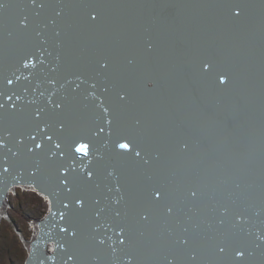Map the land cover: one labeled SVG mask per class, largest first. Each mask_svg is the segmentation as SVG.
Masks as SVG:
<instances>
[{"label":"water","instance_id":"water-1","mask_svg":"<svg viewBox=\"0 0 264 264\" xmlns=\"http://www.w3.org/2000/svg\"><path fill=\"white\" fill-rule=\"evenodd\" d=\"M70 1L57 0V2L63 3L64 6L62 13H59L61 17L65 16L69 10ZM105 1L108 3L107 0ZM128 1L132 2V0H114L112 7L116 9L115 12H120V14L118 13L120 21L123 20V16L127 12H131ZM139 1L141 6L139 7L138 4V9L142 12L128 19L124 18V30L125 32L126 30H137L140 40L150 39L151 45H149L153 47V50L157 47L158 43L163 44L161 45L162 48H159L156 52L147 49L142 53L133 54V44L131 42H120L116 39L117 36L114 31H107L106 36L112 40V43H116L114 50L120 53L114 55L117 57L115 59L113 57L114 65H109L111 69L110 76L105 82L106 87L111 88L114 84L120 82L119 79L125 75L119 65L120 70L115 66L117 59L125 61L127 64L133 62L134 55L146 59L144 61L145 66L139 70L136 65L137 62H134L135 65L131 68L128 66V69L139 71L140 77L139 73L138 75L133 74L134 79H132L131 83L129 82L130 85L128 84L126 89L130 91L134 90L144 95L140 96L134 104L128 105V108L133 109L136 112L135 115H137L139 109V113H142L143 116L145 114L142 111L145 109L143 106L140 107V104L146 103L147 106L152 107L146 101L148 99L145 95L160 98L172 103L173 110L179 113L178 116H174V119L178 117L175 119V122H185L183 125H175L176 127L172 130V134L183 139L182 130H185L189 140L198 138L201 140L200 146L203 150L209 151L213 149L215 152H219L220 158H223V153L226 155L227 152L231 153L232 151V155H235L237 158L234 159L236 162L233 163V167L228 170L229 174H226L228 175V180H231L238 187V182L242 180L240 179V172H246L245 176L250 182L244 181L243 187L246 186L244 189L243 187H238L237 191L230 188L226 190L232 195L231 199L227 202L231 207L230 211L228 210V216L229 218L234 217V215L243 216L245 221L255 222L258 225L255 231L257 237H254L257 243L252 240L253 238H250V241H237L235 239V234L239 230L236 229L237 225L223 220L222 207L218 206L217 203L225 201V198H219L217 191L214 190V186L208 184L205 186L209 191L207 194L208 202H212V206H208L211 208V211H208L207 207L203 209L199 208L202 194H200L197 187H200L201 178L208 171L207 164L209 163L205 159H200L199 156H193L190 153L191 149L186 153L190 157L189 167L184 172L175 167L171 170L178 172L179 175L183 174L182 176L180 175L184 179L182 183H179L170 174L167 177L164 176V180H161V178L157 180L156 177L152 178L150 173H147V176L139 178L138 175L141 173L145 174L144 171H153L152 166L148 167L144 163L142 166L136 167L139 169H135L134 173L127 176L126 181L120 176V172L115 173L108 182L109 188H111V185L113 187L124 186L122 205L125 206L129 216H136L134 221L139 223H136L139 226L136 230L137 238H139L138 242L146 250L157 245L159 248H166L169 251L167 258L177 263H181V254H188L191 255L194 261L200 264H244L245 262H247L246 264H264V218L260 213L262 205L258 201L264 200V168L257 167L259 162L254 156L255 153L264 152V142L260 137L264 134V0ZM18 2L24 11V3L22 0H18ZM136 16H140L142 24L145 21L147 23L144 25L133 24L131 21L134 22ZM26 17L28 22L32 20L31 15ZM127 20L130 22H127ZM78 23L79 21L74 20L72 26L76 27ZM5 24L7 27L6 21ZM0 26H2L1 23ZM182 26L187 27L186 29H190L191 31L189 33L188 31L185 32V29L181 31L183 29ZM174 27L175 29H173ZM7 29L9 28L7 27ZM160 29L170 34V39H167L168 41L165 39L161 40L159 36H156ZM1 30L0 28V40H4L3 44L5 47L10 45L8 48H11L12 52H4L5 49L1 50L0 63L6 60L5 54L8 53L9 60H14L15 67V76H8L7 71L10 68L14 70V67H10L9 64L0 65V74L5 72L8 78L13 81L11 83L13 87L7 92L8 103L10 106L18 104L23 107L27 104L29 108H27L28 113H15L17 111L16 107L13 112V107L10 109L9 105L4 104L3 107L7 106L9 109L0 108V119H5L4 116L9 114L14 119V122H16V118L19 116L22 118L21 122H31L32 124L30 125H34L37 128L39 126L38 122H45V142L48 143V148L45 151V182L50 181L52 186L57 185V187L59 184L72 185L78 179V175H81L85 169L80 170L71 165L60 166L58 162L56 163L55 161L59 156L55 145L57 143L61 144L60 148L68 152L67 147L69 146L63 141L65 125L69 122L70 115L77 114L76 111L72 112L70 109L78 107V101L81 103L80 106L84 108L83 101L75 95L82 94V92L75 84L74 86L67 87L62 82L63 79L61 81V76H57L55 79L58 83V86L55 88L59 92L58 96L52 97L49 93L41 91V85L45 84V78L51 84L50 78H52L54 68L49 67L46 61L43 64L41 56L35 52L36 45H33L31 49L29 47L25 49L20 44L24 40L15 38L14 32H12L11 37L4 38ZM70 31V28L69 30H65V32ZM22 32H24V28L18 23L17 36L19 37ZM98 39L99 34L92 38L93 43H96ZM14 41H16L15 44L17 46L13 43ZM122 50H125L127 59L125 56L121 57L123 55ZM160 56L173 58V62L175 63L168 68L162 62L164 65L159 66L161 68L159 70L157 67L155 68V65L158 64ZM195 56L201 63L190 64L191 71H186L183 66H186L189 62L192 63V57ZM215 60L220 64L219 66L216 65L217 63H213ZM25 62L29 63L28 67H24ZM162 70H166L169 75H163ZM144 71L146 72L143 73ZM232 74L240 79L239 83L234 81ZM220 76H224L225 83H219ZM70 79L72 80L71 77ZM12 88L13 90H17L22 98L19 95L17 96L18 93L12 94ZM21 92H24L25 97L21 95ZM1 96L4 97L5 94L2 93ZM9 97L11 98L9 99ZM56 98H61L60 103H65L69 109L65 110L62 108L63 106L60 107L59 117L54 115L55 109L53 105L57 104ZM105 100L106 102H103V106H107V102L111 101V99ZM70 102L73 103L72 107L68 105ZM46 104L51 107L50 117L47 115L48 112L47 114L45 113ZM89 108L92 109V107ZM37 112H39V116L36 115ZM129 114L132 116L131 119L136 118L133 113ZM99 115L102 118L93 113L90 114L94 122L103 125L102 127L106 131V128L110 127L107 122L110 117L109 111L108 113H104L103 110L102 113L99 111ZM53 116L55 119L58 117L57 122H54L57 123L54 125V128L48 122V119L53 118ZM152 118L156 121L160 120L159 122H173L170 115L165 111L159 112L157 110V113L155 112ZM6 120L11 122V119ZM188 122L205 124L208 134H211L217 140L219 146L213 147L209 145L206 137L200 136V127H191ZM217 122H219L220 126L213 124ZM212 124L213 126H211ZM16 126L22 127V123ZM16 126L12 128V134L8 133V136L5 135V132L0 131V138L8 137L14 143V148L18 149L22 147V144L26 143L27 145L28 143L36 142V137L34 139L33 137L25 138V133ZM58 134H60L59 138L57 137ZM49 136L52 137L51 140L47 139ZM66 141L70 145H74V143L80 141V138L76 141L69 140L66 136ZM232 143L236 144V149H231ZM251 143L261 149L254 148ZM9 145L0 144V149L4 151ZM40 150L31 152L38 156L37 154H41ZM23 152L25 154L22 155L25 156L30 151L26 150ZM123 154L128 157V154ZM179 155H182L180 150ZM259 155L262 157L261 154ZM101 156L94 154L86 157L82 154L80 157L87 168V164H92ZM25 157L21 158L19 155V159L21 160H24ZM145 158L147 160V157ZM262 158L264 160V156ZM11 159V166L13 167L15 164L12 161L15 158L11 157ZM198 159L202 161L199 164H197ZM243 159L246 161L241 165L242 171H239L237 163ZM193 160L194 164L192 163ZM3 161L5 162L4 158H2L1 162ZM147 163L149 164L148 161ZM167 165L168 167H173L170 160H167ZM38 168L44 169V167ZM128 168V164L126 163L121 170L128 172ZM55 171L58 172L56 178L51 180L46 178ZM65 171L70 172L67 177L61 175V172ZM186 175L188 178H186ZM222 182L223 186H225V181ZM223 189L225 191L226 188L223 187ZM165 190L166 194H164ZM157 192L160 193L159 197L156 196ZM193 192L196 193L195 196L192 195ZM103 193H99L100 199L105 197ZM239 193L241 195L237 197L236 194ZM252 193L256 195L257 199ZM53 196V193L51 196L45 194V197L53 198ZM127 196H130V198ZM233 196L235 197L234 199ZM246 196H249L255 202L250 201ZM58 200L62 201L61 198ZM56 202L58 203L57 200ZM238 205L243 206L242 213L237 211L236 206ZM169 208L171 212L168 211ZM68 214L70 217H73V214ZM93 215L95 214L89 211L85 217L90 216V218L83 219V222L85 224L86 222L94 223L92 219ZM62 223L60 225L61 228L67 224H72L67 222ZM228 223L229 226L226 227L225 224ZM78 224H80V221ZM100 225L102 227L110 226L107 219H101ZM70 229H72V226ZM89 231L87 235L81 236L84 238L88 237L89 243H98L97 238L101 235L98 233L99 231ZM131 234H133L132 231ZM70 240L68 247L75 246L74 244L77 243L78 238L70 237ZM140 240L141 242L144 240L146 245H143ZM52 248L51 252H47L48 255H45V259H50V261H53L52 258L56 259L60 255L61 246L56 244ZM220 248H224V251L220 252ZM83 251H86V249H83ZM237 252H242L243 255L237 256ZM82 255L90 257L91 253L87 251ZM136 255L137 253L134 258L139 259V256ZM65 256L67 262L70 263L71 260L67 255ZM61 258L62 255L57 259L60 263ZM138 263L141 264L140 259ZM50 264L54 263L51 262ZM95 264L100 263L96 261ZM188 264H193V261L191 259L188 260Z\"/></svg>","mask_w":264,"mask_h":264},{"label":"bare ground","instance_id":"bare-ground-1","mask_svg":"<svg viewBox=\"0 0 264 264\" xmlns=\"http://www.w3.org/2000/svg\"><path fill=\"white\" fill-rule=\"evenodd\" d=\"M107 1L108 3L105 0H71L69 2L71 3L69 10L66 12V15L62 17L59 13H62L64 6L63 3H59L57 0H35L34 4L32 3V0H22L24 3V11L21 9L18 0H8V3L11 6L6 10L0 9V23L2 24L0 28L2 29L1 32L3 37H11L12 32H14L13 35L15 38H20V40L26 42L25 44L24 42L20 43L25 49H27V47L31 49L33 45H36L35 52L41 56L43 64H45L46 61L49 67L54 68L52 78H50L52 85L50 82L48 83L45 78V84L41 85V91L49 93L52 97L58 96L59 92L55 90L58 83L55 79L57 76H61V81L63 79L62 82H64L67 87L74 86L75 84V86L81 90L82 94L75 95L83 101L84 105V108H82L80 106V101H78L79 106L73 108V103H68V105L72 107L70 110L72 112L76 111L77 114L70 115L69 122L65 125L63 141L69 146L67 147L68 152L59 148V157L55 161L56 163L58 162L60 166L71 165L80 170L85 169L81 175H78V179H76L72 185L59 184L57 187V185L52 186L50 181L45 182V151L48 148V143L45 142V122H38L39 126L37 128L34 125H30L32 124L31 122H21L22 118L19 116L16 118V122H14V119L12 116H9V114L4 116L5 119H0V131L5 132V135L8 136V133L12 134V128L22 123V127H16H19L20 130L25 133V138H37L36 142L28 143L27 145L26 143L24 145L22 144V147L19 149L14 148V143L8 137L0 138V144H10L4 151L0 149V162L2 158L5 160V162L3 161L0 163V223L3 218L7 217L6 207L9 208L10 206L8 203V197L10 193L17 191V188L21 191L24 190V193H32V191H36V194L42 198L41 203H48V210L43 213L41 217L32 218L30 220L29 238L24 237L23 234L18 232L22 245L27 253L23 264H50L51 262L59 264L60 261H57V259H59V256L61 255L62 258L60 259V264H95L96 261H99L100 264H139V259L141 264H188V260L190 259L193 261V264H200L199 262L194 261L191 255L188 254L180 255L181 263L170 260L167 258L169 251L163 247L159 248L158 245L153 246V248L148 250L142 248L143 246L141 247L139 245V238H137L136 230L139 226L136 225V223H139L134 221L136 216H129L125 206L122 205L124 186L113 187L111 185V188H109L108 185V182L115 173L120 172V176L126 181L127 176L134 173L133 171L137 169L136 167H139L140 165L142 166L144 163L148 167L152 166L153 171L146 170L144 171L145 174L141 173L138 175L139 178L147 176V173H150L152 178L156 177L157 180L159 178L164 180V176L167 177L170 174L175 177L179 183H182L184 179L181 176L183 174L181 173L180 176L178 172H173L171 170L175 167L184 172V170L189 167L190 157L189 155H186V153L189 152V149L192 150L190 153L193 156H199L200 159H205V161L209 163L207 164L208 171L202 176L200 187H197L200 194H202L199 208L203 209L207 207L208 211H211V208L208 206H212V202H208L207 194L209 191L205 186L207 184L214 186V190L217 191L219 198H225V201L223 200L217 203L218 206L222 207L224 214L223 220H227V222L237 225L236 229L239 230L235 234V239L237 241H250V238H253L252 240L257 243L254 237H257L255 231L258 228V225L255 222L248 220L245 221L243 216L239 217L238 215H234L232 218H229L228 216V210L231 209V207L227 202L231 199L232 195L226 190L230 188L231 190L237 191V189L244 186V181H249L245 176L247 174L246 172H240V179L242 180L238 182L239 188L232 183L231 180H228L229 178L226 174H229L228 170L233 167V163L236 162L234 159L237 158L235 155H232V151L231 153L227 152L226 155L223 153V158H220L219 152H215L213 149L209 151L203 150L200 146L201 140L198 138H194L195 140H189L188 134L185 130H182L183 139L172 134V130L176 126L183 125L185 122H175V119L178 117L174 119V116H178L179 113L173 110L172 103L160 98L145 95L148 99L146 101L152 107L147 106L146 103H141L140 107L143 106L145 109L142 111L144 112L143 114H145L143 116L142 113H139V109L137 115H135L136 112L133 109L128 108V105L134 104L140 96H144L140 92L126 89L129 82L131 83L132 79H134L133 74L138 75L139 73L137 70L128 69V66L131 68L137 62L136 65L139 70L145 66L144 61L146 59L134 55L133 62H129L128 64L125 61L117 59L115 66L120 70L118 67L119 65L125 75L119 79L120 82H117L111 87L113 89L112 91L111 88L106 87L105 82L110 76L111 69L109 65H114L113 61L117 58L114 55L120 53L114 50L116 43H112V40L106 36L107 31H114L117 36L116 39L120 42H131L133 44V54L142 53L147 49L156 52L159 48H162L161 45H163L162 43H158L157 47L153 50V47L150 46V39L140 40L138 38L137 30H126L125 32L123 26L125 24L124 18L128 19L129 17L142 12L138 9V4L139 7L141 6L139 0H132V2L128 1L131 12H127L123 16L122 21L118 19V13L120 14V12H115L116 9L112 7L114 0ZM41 5L43 6L41 7ZM29 15H31L32 20L30 22L26 21V26L20 24L23 26L24 32L18 37V20ZM139 17L140 16H136L134 22H131L139 25L147 23L145 21V23L142 24ZM74 20L79 21L76 27L72 26ZM5 21L9 29H7ZM127 22L130 21L127 20ZM69 28L71 31L65 32V30H69ZM182 28L181 31L184 29V31H188V33L191 31L190 29H186L187 27L182 26ZM173 29H175V27ZM97 34H99V39L96 43H93L94 41L92 38ZM31 36L33 37L30 38ZM156 36H159L161 40L165 39L168 41L167 39H170V34L168 32H163L161 29ZM15 42L16 41L13 43L15 44ZM3 43L4 40H0V51L5 49L4 52H12L10 50L11 48H8L10 45L5 47ZM122 52L123 55L121 57L125 56L127 59L125 50H122ZM5 56L6 60H4L3 63H0V65L9 64L10 67H14V60H9L8 53H6ZM187 59L189 61V57ZM173 60V58H169L168 56H160V60L158 64L155 65V68L157 67L160 70L161 68L159 66L164 65V63L170 68L175 63ZM192 60V63L189 62V64L183 66L188 72L192 69L190 64L195 65L201 63V61L197 60L196 56L192 57ZM213 63L215 64L217 61L215 60ZM101 65L106 66L102 67ZM216 65L219 66L220 64L217 63ZM14 71L15 67L14 70L10 68V70L7 71L8 76H15ZM145 72L146 71L143 73ZM161 72L165 76L169 75L166 70H162ZM8 76L5 72L0 74V104L2 105H9L7 92L13 87L12 84L7 83V80L10 79ZM233 77L234 81L238 83L240 82V79L234 75ZM93 85H95V87H93ZM2 93L5 94L4 97L1 96ZM11 93L15 95V93L18 92L12 88ZM18 95L19 93L17 96ZM21 95L25 97L24 92H21ZM121 96H123L124 99H120ZM19 97L22 98L20 95ZM56 99V103L59 104L60 107L63 106V109L69 110L65 103H60L62 100L61 98ZM105 99H111V101L107 102V106H103V102H106ZM57 104L53 105V108L55 109L54 115L59 117L60 107H55ZM25 105V107L18 104H16V106L9 105V108L11 109V107H13L14 112L16 107L17 111H15V113H28L27 108H29V106H27V104ZM45 107V113L47 114L48 112L47 115L50 117L51 107L47 104ZM89 107H92V109ZM6 108L7 106L3 107V109ZM9 108H7V110ZM103 108L109 109L110 117L108 121L111 120V123L109 124L110 127L106 128V131L104 130L103 132H100L99 128L103 125L95 123L90 114L93 113L99 118H102L99 115V111L102 113ZM157 110L159 112L165 111L170 115L173 122H159L160 120H153L152 115L155 112L157 113ZM129 113H133L136 117L133 118L134 121L131 119L132 116H130ZM57 118L55 119L53 116V118L48 119L51 127H55L54 125L57 123L54 122H57ZM6 119H11V122ZM218 123L219 122L213 124ZM188 124L191 125V127H200V136L206 137L209 145L213 147L219 146L217 140L214 139L211 134H208L205 129V124L199 122H188ZM213 124L211 126H213ZM218 125L220 126V124ZM66 136L69 140L77 141L80 138V141H77L74 145H70L66 141ZM57 137L59 138L60 134H58ZM260 137L264 142V134ZM79 143L90 145L86 157L99 154L102 155L98 159L100 161L96 160L92 164H87L88 167L86 168L85 163L80 157L82 154L75 152V146ZM118 143H129V150L120 149L117 146ZM37 144H39L40 147H36ZM251 145L256 149H261L255 144L251 143ZM260 145L263 146L262 144ZM236 148V144L232 143L231 149ZM38 149H41V154H37L38 156L31 152H36ZM26 150L30 152L25 155V157L22 154H25L23 151ZM179 150L182 152V155H179ZM136 152H139L140 156H137ZM61 153L63 154L61 155ZM123 153L126 155L128 154V157ZM258 153L261 154L262 157L264 156V152ZM259 154H254L259 162L257 167L264 168V160ZM19 155L21 158L25 157V159H19ZM11 157L15 158L12 161V163L15 164L13 167L11 166ZM145 157H147V160ZM200 159L197 160V164L202 162ZM167 160L172 162V168L168 167ZM245 161V159L238 161L237 167L239 168V171H242L241 165H243ZM126 163L129 167L127 169L128 172L121 170ZM192 163H195L194 160ZM38 167H44V169ZM5 168L7 171L4 170ZM89 172L92 173L91 177L88 176ZM68 173L70 172H61V175L67 177L69 175ZM56 176H58L57 171L53 172L46 178L51 180L56 178ZM186 178H188L187 175ZM222 181H225V186H223ZM223 187L226 188L225 191ZM244 188H246V186L243 187V189ZM100 192H104V198H99ZM52 193L54 194L53 198L45 197V194L51 196ZM166 193L165 190L164 194ZM240 195L241 193L236 194L237 197ZM253 195L256 198V195ZM127 197L130 198V196ZM246 197L250 201L255 202L252 198H249V196ZM60 198L62 201L58 200ZM234 198L235 197L233 196V199ZM77 200L82 201V204H77ZM258 201L262 205L260 213L264 218V200ZM124 202L126 201L124 200ZM236 209L239 213L243 212V206L241 205L236 206ZM89 211H92L93 214H95L92 216L94 223H87L85 221V224L83 219L90 218V216L85 217ZM54 213L56 214L54 215ZM68 213L73 214V217H70ZM101 219H107L110 226L102 227L100 225ZM79 221L80 224L77 225ZM65 222L72 224H67L65 227L61 228V223L64 224ZM229 223L225 224V226H229ZM43 225L46 227L44 228ZM71 226L72 229H70ZM73 227L75 228L73 229ZM129 227L133 234H131ZM89 230L99 231L98 233L101 235L97 238L98 243H89L88 237L84 238L81 236L87 235L90 232ZM70 237L78 238L77 243L74 244L75 246L68 247L71 241ZM121 240L123 243L120 242ZM141 243L146 245L144 240ZM56 244L61 246L60 255L56 257V259L52 258L53 261L45 259V255H48L47 252H51L53 249L52 247ZM83 249H86V251H83ZM87 251H90V257H84L82 255ZM136 253V256H139V259L134 258ZM65 255H67L68 258L72 257L70 263L67 262ZM246 263L247 262L244 264Z\"/></svg>","mask_w":264,"mask_h":264},{"label":"rangeland","instance_id":"rangeland-1","mask_svg":"<svg viewBox=\"0 0 264 264\" xmlns=\"http://www.w3.org/2000/svg\"><path fill=\"white\" fill-rule=\"evenodd\" d=\"M16 190L8 197L7 217L0 223V264H23L27 253L18 232L29 238L30 220L41 217L48 210V203H41L42 198L36 191Z\"/></svg>","mask_w":264,"mask_h":264},{"label":"snow or ice","instance_id":"snow-or-ice-1","mask_svg":"<svg viewBox=\"0 0 264 264\" xmlns=\"http://www.w3.org/2000/svg\"><path fill=\"white\" fill-rule=\"evenodd\" d=\"M32 3L34 4V3H35V0H32ZM10 6H11V5L8 3V0H0V9L6 10V9H8ZM42 6H43V5H41V7H42ZM26 21H27V17H24L23 19L19 20L18 23L21 24V25H23V26H26ZM28 66H29V63H28V62H25L24 67H28ZM33 66H34V63H33ZM101 66H102V67H105L106 65H101ZM205 67H207V65H205ZM17 79H19V77H17ZM12 82H13V81H12L11 79L7 80V83H8V84H11ZM219 83H221V84L225 83V78H224V76H220V77H219ZM93 87H95V85H93ZM10 98H11V97H9V99H10ZM17 99H19V97H17ZM120 99H124V97L121 96ZM2 107H3V105L0 104V108H2ZM55 107L59 108L60 105L57 104V105H55ZM108 111H109L108 108H103V112H104V113H108ZM36 115L39 116V112H37ZM107 122L110 124V123H111V120H109V121H107ZM61 127H63V125H61ZM99 131H100V132H103V131H104V128H103V127H100V128H99ZM33 139H34V137H33ZM47 139L51 140L52 137L49 136V137H47ZM117 146H118L120 149H123V150H129V148H130L129 143H118ZM36 147H40V145L37 144ZM55 147H56L57 149H59V148L61 147V145H60L59 143H57V144L55 145ZM75 152H77V153H81V154L87 156V155H88V145H87L86 143H79V144H76V146H75ZM62 154H63V153H61V155H62ZM136 155H137V156H140V153H139V152H136ZM4 170L7 171L6 168H5ZM91 175H92V173L89 172V173H88V176L91 177ZM159 195H160V193L157 192V193H156V196L159 197ZM192 195L195 196L196 193L193 192ZM76 203H77V204H82V201L77 200ZM168 211L171 212V209L169 208ZM145 219H146V217H145ZM62 230H64V229H62ZM120 242L123 243L122 240H121ZM219 251H220V252H223V251H224V248H220ZM236 255H237V256H242L243 253H242V252H237ZM69 259H72V257H69Z\"/></svg>","mask_w":264,"mask_h":264}]
</instances>
